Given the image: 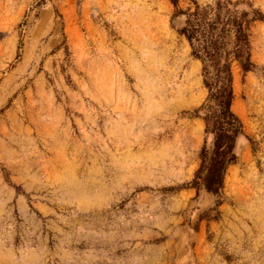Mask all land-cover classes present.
Wrapping results in <instances>:
<instances>
[{
  "label": "rangeland",
  "instance_id": "obj_1",
  "mask_svg": "<svg viewBox=\"0 0 264 264\" xmlns=\"http://www.w3.org/2000/svg\"><path fill=\"white\" fill-rule=\"evenodd\" d=\"M174 12L0 0V264H264V22L232 66L243 135L215 206L190 187L207 92Z\"/></svg>",
  "mask_w": 264,
  "mask_h": 264
},
{
  "label": "trees",
  "instance_id": "obj_2",
  "mask_svg": "<svg viewBox=\"0 0 264 264\" xmlns=\"http://www.w3.org/2000/svg\"><path fill=\"white\" fill-rule=\"evenodd\" d=\"M167 1L175 9L173 18L182 19L175 33L186 41L191 59L200 63L207 92L205 104L194 114L202 119L211 145L200 148L190 187L201 188L218 206L226 170L236 161L234 142L243 135L242 124L231 111L232 66L243 75L253 68L249 30L255 22H264V15L246 0H212L205 5L188 0L192 7L184 11L177 9L179 0Z\"/></svg>",
  "mask_w": 264,
  "mask_h": 264
}]
</instances>
